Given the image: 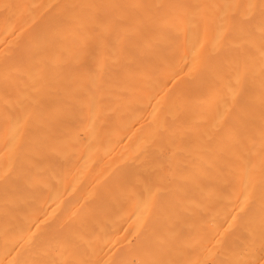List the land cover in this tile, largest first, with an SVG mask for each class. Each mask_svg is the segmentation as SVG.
Returning <instances> with one entry per match:
<instances>
[{
	"label": "bare ground",
	"instance_id": "obj_1",
	"mask_svg": "<svg viewBox=\"0 0 264 264\" xmlns=\"http://www.w3.org/2000/svg\"><path fill=\"white\" fill-rule=\"evenodd\" d=\"M168 180L198 212L173 231L139 208ZM261 241L264 0H0V264H264Z\"/></svg>",
	"mask_w": 264,
	"mask_h": 264
},
{
	"label": "rangeland",
	"instance_id": "obj_2",
	"mask_svg": "<svg viewBox=\"0 0 264 264\" xmlns=\"http://www.w3.org/2000/svg\"><path fill=\"white\" fill-rule=\"evenodd\" d=\"M112 155H109L108 158H111ZM122 163L124 164H130L127 161L121 160ZM113 167V166H112ZM127 167V171L125 172L127 174L126 178H125V182L121 183L120 188L129 191L131 194H133L135 196V199L140 200V202H145L142 199V196L139 195V190L136 189L134 186H132V183L134 182L133 180H136L138 178L141 177V175H136L134 174L135 169L131 166H126ZM115 167L113 168H102V169H95L91 172L85 173V175H90L89 177H86L85 180L88 182L89 185H87V189H93V190H99L100 188L96 187V184L99 183V181H102L105 176H109L111 174H113L115 172ZM163 175L167 174L166 168H163L162 171ZM103 176V177H102ZM216 177V171H213L210 173L209 176V180H212ZM207 180V181H209ZM221 182L223 181V179L220 180ZM170 187L169 190H167V185ZM166 184H162L160 185V188L158 187V192L160 193V195L158 196V198H156L152 203H144L143 205H140V211L146 212L148 211L149 216H151V218L158 220L159 222H161L162 226L165 229H168L169 231H173L175 229V227L177 226H182L187 222L192 223L193 218L195 216H197V211L194 209V205L192 204V206L190 207V205H187L188 203L183 201H180L178 203L174 202L170 197L169 194H167L166 197H161L166 191H170L173 187L172 184L170 183V181L168 180ZM190 186V185H188ZM110 190L112 188H109ZM134 197H130L128 200H125V203L128 204L129 202H131L130 199H133ZM195 204L197 205H204V202H202L200 204V202H196ZM159 208H163V210H161V212L159 213V217L156 218V210H158ZM125 224L123 223L122 226H119L118 228V234H117V245L119 246V251H121V253L123 254H130L132 251V238L134 237L135 234H132L128 222L126 227H124ZM189 237V236H188ZM263 242V241H261ZM114 243V242H113ZM194 245V244H193ZM213 248V249H212ZM219 248L218 244L215 241H212L209 243H207L205 245V251L208 252L209 250L213 251H217ZM253 249H256L255 252L260 254V259L261 261H264V242L260 243V244H255ZM241 250H243V252H247L246 250V246L242 247ZM120 253V254H121ZM192 252H190L191 254ZM239 253V252H238ZM237 256V258L235 259V261L237 262V264H243L244 262H246L247 258H244L243 256ZM128 258L130 259V256H128ZM200 258L201 256H196V254H191L189 255V257L185 260V264H200ZM141 264H149L147 263V261L141 259L139 260Z\"/></svg>",
	"mask_w": 264,
	"mask_h": 264
}]
</instances>
